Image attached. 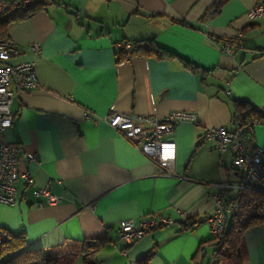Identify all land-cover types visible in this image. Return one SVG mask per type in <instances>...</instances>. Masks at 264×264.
Masks as SVG:
<instances>
[{
	"label": "crops",
	"instance_id": "0c3cea01",
	"mask_svg": "<svg viewBox=\"0 0 264 264\" xmlns=\"http://www.w3.org/2000/svg\"><path fill=\"white\" fill-rule=\"evenodd\" d=\"M40 1L4 28L21 49L15 61L34 62L38 87L14 90L13 122L2 138L21 147L17 170L31 181L15 182V205L0 203V229L22 232L27 248L44 251L98 240L95 264H143L145 257L146 264H215L210 251L197 253L214 237L204 219L218 184L237 185L240 172L231 151L216 149L203 134L207 127H234V100L264 114V17L246 16L259 0H227L206 21L200 17L215 0ZM146 39L176 57L125 58L115 48ZM224 42L230 54L221 52ZM171 111L193 112L197 123L180 122L162 135L174 142L166 169L104 120L108 113L161 118ZM257 147L264 148V122L247 141L249 150ZM38 187L58 202L36 196ZM223 195L234 198L238 190ZM148 213L172 224L123 250L120 222L137 223ZM188 221L193 226L181 230ZM243 243V264H264V224L249 227Z\"/></svg>",
	"mask_w": 264,
	"mask_h": 264
},
{
	"label": "built area",
	"instance_id": "2783aa9c",
	"mask_svg": "<svg viewBox=\"0 0 264 264\" xmlns=\"http://www.w3.org/2000/svg\"><path fill=\"white\" fill-rule=\"evenodd\" d=\"M13 0H0V14L5 12ZM27 0L24 1L26 3ZM249 19L264 17V1H257L246 11ZM33 54L39 51L36 43L28 46ZM115 48L125 52V58H130L133 45L128 41H120ZM222 53L230 54L231 43L224 42L220 46ZM21 54V49L7 36L0 35V203L13 206L16 204L15 182L20 178L30 182L29 174L20 173L17 165L21 158L22 149L17 144L3 140V133L13 122L10 109L14 90H32L38 87L35 65L33 61H15ZM105 122L116 130L139 152L153 160L160 167L168 168L174 158V142L162 139L165 133H171L180 122L196 124L197 115L188 111H171L163 117L134 116L120 113H108ZM256 121L241 116L232 129L225 126L207 127L203 137L214 141L215 148L232 153V166L240 172V182L233 186L228 183L218 184L217 191L212 195L213 210L205 216L211 234L216 237L223 230L228 216L239 210L238 198H226L224 191L235 187L238 191L244 189L264 190V148L249 150L247 141L253 131ZM36 196L47 204L58 202L59 196L52 194L46 187H38ZM172 224L168 218L158 214H143L137 223L133 220L120 222L118 243L127 249L140 240L145 233L158 226ZM4 236L0 233V244Z\"/></svg>",
	"mask_w": 264,
	"mask_h": 264
},
{
	"label": "trees",
	"instance_id": "16d2710c",
	"mask_svg": "<svg viewBox=\"0 0 264 264\" xmlns=\"http://www.w3.org/2000/svg\"><path fill=\"white\" fill-rule=\"evenodd\" d=\"M13 0L10 7L0 14V35H5V25L11 21L19 20L35 9L40 8L41 1ZM227 0H215L205 10L200 19L206 21L216 16ZM135 55L152 56L158 59L176 57L172 52L159 47L153 39L137 40L131 42ZM125 55L124 51H120ZM185 66L194 67L189 62L180 59ZM264 122V114L259 108L253 107L246 100L233 101L234 125L241 118ZM236 198L240 201L239 210L226 218L224 230L216 237L199 244L197 253H212L215 264H243L246 258L243 243L244 232L252 226L264 224V190H239ZM193 224L191 221L181 223V230H188ZM4 239L0 244V264H75L78 260L82 264H95L93 253L98 251V240L84 241L80 244L72 243L56 250L44 251L31 249L26 246L24 233L11 234L0 229ZM147 257L141 261L146 264Z\"/></svg>",
	"mask_w": 264,
	"mask_h": 264
}]
</instances>
